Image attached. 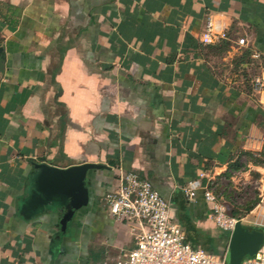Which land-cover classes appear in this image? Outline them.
<instances>
[{
  "label": "crops",
  "instance_id": "crops-1",
  "mask_svg": "<svg viewBox=\"0 0 264 264\" xmlns=\"http://www.w3.org/2000/svg\"><path fill=\"white\" fill-rule=\"evenodd\" d=\"M209 19L227 39L202 42ZM0 48V264L126 259L134 241L105 203L120 171L171 201L194 246L226 255L231 233L184 189L264 174L251 161L264 152V0H0ZM38 163L107 166L65 231Z\"/></svg>",
  "mask_w": 264,
  "mask_h": 264
},
{
  "label": "built area",
  "instance_id": "built-area-1",
  "mask_svg": "<svg viewBox=\"0 0 264 264\" xmlns=\"http://www.w3.org/2000/svg\"><path fill=\"white\" fill-rule=\"evenodd\" d=\"M227 39L226 33H214L212 20L209 19L202 42L213 44L215 40ZM239 45L246 46L245 39ZM260 58V56H254ZM255 85L264 90V77L257 78ZM205 175L189 183L184 189L186 196L193 200L195 193L203 191L205 200L210 204V217L223 231L232 233L238 223L227 211L224 195L217 194L211 182H203ZM120 186L105 196L111 216L120 223L134 241L126 259L118 264H226L225 256L216 251L194 246L187 239L186 231L174 220L172 203L163 197L149 182L135 172L119 174ZM264 231V221L255 223ZM12 264H35L14 261ZM242 264H264V241L259 251Z\"/></svg>",
  "mask_w": 264,
  "mask_h": 264
},
{
  "label": "water",
  "instance_id": "water-1",
  "mask_svg": "<svg viewBox=\"0 0 264 264\" xmlns=\"http://www.w3.org/2000/svg\"><path fill=\"white\" fill-rule=\"evenodd\" d=\"M3 49L0 48V54ZM39 171L37 182L39 188L51 200L59 196L60 207L63 211L61 225L63 231L73 219L75 213L89 204V189L86 186L89 172L106 169L103 164L85 163L67 169L58 168L45 163L35 164ZM264 241V231L254 230L238 223L231 233L229 247L225 255L226 264H242L253 257L261 248Z\"/></svg>",
  "mask_w": 264,
  "mask_h": 264
},
{
  "label": "rangeland",
  "instance_id": "rangeland-1",
  "mask_svg": "<svg viewBox=\"0 0 264 264\" xmlns=\"http://www.w3.org/2000/svg\"><path fill=\"white\" fill-rule=\"evenodd\" d=\"M251 161L264 165L263 158L251 156ZM253 172L247 184L238 186L235 180L227 177L223 188H214L217 194L224 195L229 214L243 220L247 227L259 228L255 223L264 221V174Z\"/></svg>",
  "mask_w": 264,
  "mask_h": 264
},
{
  "label": "trees",
  "instance_id": "trees-1",
  "mask_svg": "<svg viewBox=\"0 0 264 264\" xmlns=\"http://www.w3.org/2000/svg\"><path fill=\"white\" fill-rule=\"evenodd\" d=\"M249 228H251V229H254V230H262V229H259V228H254V227H249ZM263 231V230H262ZM205 249H207V250H211V251H215V249H213V248H205ZM217 252V251H216Z\"/></svg>",
  "mask_w": 264,
  "mask_h": 264
}]
</instances>
